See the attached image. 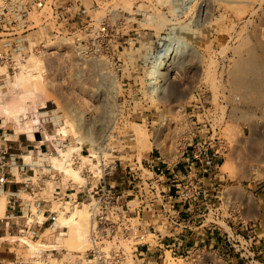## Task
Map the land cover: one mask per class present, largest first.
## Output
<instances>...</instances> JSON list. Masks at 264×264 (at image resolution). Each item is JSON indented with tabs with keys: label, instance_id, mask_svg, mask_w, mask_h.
<instances>
[{
	"label": "rangeland",
	"instance_id": "374dc122",
	"mask_svg": "<svg viewBox=\"0 0 264 264\" xmlns=\"http://www.w3.org/2000/svg\"><path fill=\"white\" fill-rule=\"evenodd\" d=\"M98 4L96 17L125 16L131 39L119 46L116 56L84 58L66 47L54 54L30 55L14 73L0 64V137L4 132L10 139L0 148L12 145L17 134L22 145L29 143L12 145L8 152L19 154L17 162L24 155V163L38 162L34 178L44 186L36 197L46 200L45 206L43 202L38 206L53 211L32 233L26 228L18 232L26 222L44 221L48 212H35V198L23 182L17 183L23 210L14 212L19 215L14 222L6 218L8 209L0 219V257L21 264H34L36 259L74 264L76 255L89 245L75 248L58 217L87 205L63 208L52 192L96 182L102 156L123 164L151 153L166 160L179 156L190 143L189 131H198L196 138L201 140L213 133L216 145L221 141L223 192L245 202L264 238V0H98ZM28 35L31 44L46 37L41 28ZM47 43L51 46L53 41ZM252 47L262 67L256 75L242 72L245 79L234 68H241L242 56ZM160 48L164 51L154 67L150 61ZM60 148L69 151L67 167L82 180L49 166ZM13 173L19 180V173ZM7 190L4 187L6 202ZM43 242L47 246L42 247ZM164 264L187 263L167 259Z\"/></svg>",
	"mask_w": 264,
	"mask_h": 264
},
{
	"label": "built area",
	"instance_id": "2783aa9c",
	"mask_svg": "<svg viewBox=\"0 0 264 264\" xmlns=\"http://www.w3.org/2000/svg\"><path fill=\"white\" fill-rule=\"evenodd\" d=\"M98 6V0H0V64L14 73L28 56L54 54L66 47L84 58L116 56L119 46L131 39L125 16L96 17ZM35 13L37 19L32 18ZM36 28L49 39L41 37L31 44L28 34ZM47 40L53 41L51 46ZM161 52L150 61L154 67ZM197 132L189 131L190 143L179 156L166 160L151 153L131 164L102 156L96 182L52 192V199L63 208L87 205L89 247L76 255L74 264H164L167 259L187 264H215L218 259L264 264V238L257 231L256 217L248 215L245 202L223 192L221 141L216 145L213 133L209 139H198ZM20 158L17 162L8 147L0 148V190L16 179L13 171L19 180L23 172L31 171L22 182L35 198V212H48L44 221L35 219L18 229L32 233L53 211L38 206L41 202L45 206L46 200L36 197L44 186L34 178L37 165ZM7 203L6 218L14 222L19 217L14 212L23 210L21 198L13 193ZM34 264H44L43 259Z\"/></svg>",
	"mask_w": 264,
	"mask_h": 264
},
{
	"label": "bare ground",
	"instance_id": "6f19581e",
	"mask_svg": "<svg viewBox=\"0 0 264 264\" xmlns=\"http://www.w3.org/2000/svg\"><path fill=\"white\" fill-rule=\"evenodd\" d=\"M263 44V43H262ZM260 47V45H259ZM262 48V46L260 47ZM163 48H160L159 50H162ZM158 50V53H160L161 51ZM247 53L245 54V56H242L241 59V68H239V70L235 69L234 70L239 73L242 72L244 73L246 72H251L252 74L256 75L259 73V71L261 70V59H260V55L258 54V51L256 48L252 47L250 49H247L246 51ZM240 63V62H239ZM238 63V64H239ZM240 65V64H239ZM245 72V73H246ZM234 73V72H233ZM235 74V73H234ZM237 75V74H235ZM240 75V73H239ZM245 78L246 75L242 74ZM238 76V75H237ZM240 77V76H239ZM243 78V79H244ZM253 78V77H252ZM241 78H239L240 80ZM246 79V78H245ZM256 79V78H255ZM253 80V79H252ZM238 81V80H237ZM255 81V80H254ZM257 81V80H256ZM258 81H261L260 79ZM243 82V81H242ZM246 82H250V81H246ZM240 83V81H239ZM244 83V82H243ZM242 84V83H240ZM247 86V85H246ZM250 86V85H249ZM244 87V85H243ZM62 132H65V129H61ZM69 149H71V147H69ZM69 151H65L62 148L59 149V155L56 156L54 158L53 156V160H55V163H50L49 166H51L52 168H59L63 171V173L65 172V174H71V176H73V178L75 179H79L82 180L83 177L79 176L78 173L74 170H71V168L67 167V165L69 163L66 162L65 157H67V155ZM171 156V155H170ZM28 156H26L27 159ZM24 160H25V155H24ZM45 161V160H44ZM48 161V160H47ZM35 162V161H34ZM54 162V161H53ZM64 162V164H63ZM34 164V163H33ZM38 162H35V165H37ZM40 165V164H39ZM38 166V165H37ZM58 169V171H60ZM85 183V181L82 182V184ZM3 191L0 190V217H2L4 215L5 212V206H6V198H5V194L2 193ZM65 210V209H64ZM30 219V218H29ZM40 219V218H39ZM88 219H89V215L87 212V208L85 209V207H81V208H71L69 210V213L67 216H62L60 215L58 217L59 222L62 225H66L68 227V231L69 233H67L72 241L74 242V247L75 248H80L85 246V243H88L87 240V226H88ZM41 220V219H40ZM39 220V221H40ZM58 223V222H57ZM47 229V228H46ZM69 238V239H70ZM42 247L47 246V243L45 244L44 242L42 244H40ZM32 248H37V246L35 244L30 245Z\"/></svg>",
	"mask_w": 264,
	"mask_h": 264
},
{
	"label": "crops",
	"instance_id": "0c3cea01",
	"mask_svg": "<svg viewBox=\"0 0 264 264\" xmlns=\"http://www.w3.org/2000/svg\"><path fill=\"white\" fill-rule=\"evenodd\" d=\"M6 132V131H5ZM5 134H4V132L2 133V138L0 139L1 141H0V147L2 146V143H5V144H7V141L8 140H10L8 137H5L4 136ZM29 140H31V139H29ZM12 141H13V143H12V145H13V147L14 148H20V147H25V146H28V144L29 143H26L25 145L23 144L22 145V140H21V136L19 135V134H17V135H14L13 137H12ZM12 145L11 144H9V145H7L9 148H11L12 147ZM11 154V156L13 157V158H15V160L17 161V157H19V154L17 153V152H15V153H10ZM27 173V172H26ZM26 173H24L23 172V174H22V176H23V181H27V179H28V174H26ZM24 175H26V176H24ZM22 180H17V179H13L12 181H9V182H7V183H5V184H3V186H2V193L3 194H5V192H4V187H7V193H8V198L11 196V194H17L18 195V185H17V183H22ZM8 200V199H7ZM7 209L9 210V206H8V203L6 204V206H5V212L7 211ZM10 211V210H9ZM4 212V213H5ZM4 216V215H3ZM2 216V217H3ZM7 216V215H6ZM0 219H1V217H0ZM10 222V221H9ZM22 262H20L19 263V261L17 260V259H13L12 257H8V256H6V255H2L1 257H0V264H21Z\"/></svg>",
	"mask_w": 264,
	"mask_h": 264
}]
</instances>
